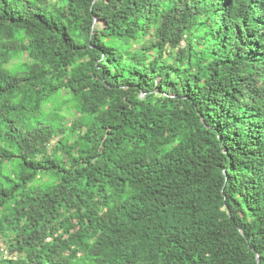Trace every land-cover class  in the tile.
<instances>
[{
  "label": "trees",
  "instance_id": "trees-1",
  "mask_svg": "<svg viewBox=\"0 0 264 264\" xmlns=\"http://www.w3.org/2000/svg\"><path fill=\"white\" fill-rule=\"evenodd\" d=\"M0 239L264 264V0H0Z\"/></svg>",
  "mask_w": 264,
  "mask_h": 264
},
{
  "label": "built area",
  "instance_id": "built-area-1",
  "mask_svg": "<svg viewBox=\"0 0 264 264\" xmlns=\"http://www.w3.org/2000/svg\"><path fill=\"white\" fill-rule=\"evenodd\" d=\"M2 256H10L8 249L3 245V243H0V258ZM15 255H12V257Z\"/></svg>",
  "mask_w": 264,
  "mask_h": 264
},
{
  "label": "rangeland",
  "instance_id": "rangeland-1",
  "mask_svg": "<svg viewBox=\"0 0 264 264\" xmlns=\"http://www.w3.org/2000/svg\"><path fill=\"white\" fill-rule=\"evenodd\" d=\"M66 112H67V109H66V106H62V107H60V109H59V111H58V113H61V114H66ZM68 117V116H67ZM67 119V118H66ZM0 243H3L4 244V242L2 241V239H0Z\"/></svg>",
  "mask_w": 264,
  "mask_h": 264
},
{
  "label": "water",
  "instance_id": "water-1",
  "mask_svg": "<svg viewBox=\"0 0 264 264\" xmlns=\"http://www.w3.org/2000/svg\"><path fill=\"white\" fill-rule=\"evenodd\" d=\"M257 262H258V264H260V256L258 253H257Z\"/></svg>",
  "mask_w": 264,
  "mask_h": 264
}]
</instances>
